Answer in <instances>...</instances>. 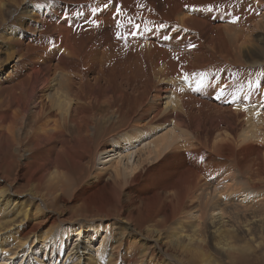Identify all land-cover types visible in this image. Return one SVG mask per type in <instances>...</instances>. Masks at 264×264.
<instances>
[{
    "label": "bare ground",
    "instance_id": "1",
    "mask_svg": "<svg viewBox=\"0 0 264 264\" xmlns=\"http://www.w3.org/2000/svg\"><path fill=\"white\" fill-rule=\"evenodd\" d=\"M238 1L0 0V30L13 31L0 32V264L27 247L55 245L58 256L69 239L81 241L66 264H258L264 150L246 155L243 143L264 148V112L254 136L253 120L221 95V70L238 61L264 0L231 13ZM244 99L264 107L255 94ZM121 143L129 153L90 167ZM19 180L60 206L71 194L77 219L58 208L27 234Z\"/></svg>",
    "mask_w": 264,
    "mask_h": 264
},
{
    "label": "rangeland",
    "instance_id": "2",
    "mask_svg": "<svg viewBox=\"0 0 264 264\" xmlns=\"http://www.w3.org/2000/svg\"><path fill=\"white\" fill-rule=\"evenodd\" d=\"M250 1L251 0L238 1L231 8V13H242V10L250 3ZM26 10H27V5H23L17 14L21 15L22 17H26L28 15L26 13ZM8 14H9V11L6 10L5 17H7ZM255 25H256L255 27L251 28L247 41L239 42L237 44L240 47V56L237 59L238 61L221 70V73L223 74V78L226 79V82H227L222 87V90H223L222 96L229 98V99H234L235 102L237 103L238 109L247 113V116L249 119L248 122H251L253 118H257V116H259L261 112H264V107L260 108L257 104H254V102H251V101L246 102V100L244 99V97L247 94H255L256 98L260 102L264 103V30L262 28V26H264V17L260 16L258 20H256ZM0 32H2V35L4 36L13 35L12 34L13 31L9 27H4V29L0 30ZM226 40L230 42L232 41V38L230 36H227ZM215 57L216 56L214 55V61L216 60ZM18 67L22 68V64H19ZM162 84L172 85L173 82L164 81L162 82ZM255 85H259V86L257 87ZM2 110H3V107L0 106V112ZM255 122H257V120H253V124H250L249 130L254 134V136H263V134H261V130H259V128L255 126ZM124 127L125 125H121L122 129H124ZM106 128H109V125L106 126ZM160 128L161 127H157L156 130L159 131ZM15 138H16V144H17L18 138L16 136ZM249 140L247 142H249ZM241 142H242L241 139L238 138V140L236 141V144H241ZM247 142L243 143V147L247 148V150L244 152V154L246 155H249L251 151L255 148H256V152H259V150H264V148H259V146H255V144H247ZM126 146H127L126 143H121L117 146H110L111 149L109 148L107 151L99 155H96L94 159H92L90 163V167L95 168V169H100V167L103 164L110 162L111 156L118 158L124 153H129V152H125L127 150ZM2 148H3L2 141L0 140V152L2 151ZM211 152L219 158L221 164L227 165L229 163V153H224L223 151H216L213 149L211 150ZM257 155L264 156V152L263 154H257ZM132 161H134V158L132 159ZM66 167L69 169V166L67 164H66ZM17 169L18 168L15 167L12 175L9 177V179L7 178V180L9 181L13 180L14 178L13 174L17 171ZM27 175H32V171H28ZM75 185L76 187H78V183H76ZM5 188H6V183L1 181L0 191ZM12 190L16 194V196L21 199V203L18 204V207L22 206L21 212H26L25 219L23 220L20 227L25 224L29 225L30 226L29 232L27 233L29 235L37 234L41 228V227H38V225H44L45 223L49 222L51 216L58 208H62V212H65L69 218L77 219L75 215V212H77L75 211L77 202L73 201L71 194L65 197L67 200L66 204L63 206L62 205L60 206L61 203L59 202L56 203V201L48 198L42 192L37 191L34 187L26 185L23 181L19 180L17 181V183L13 184ZM32 196L41 198L42 201L45 203V206L42 205L38 200H35L34 198H32ZM232 196L235 197L236 194H232L230 197ZM237 196L242 201H244L247 197V195L245 194H238ZM102 216H104L106 219H109L110 214L107 211H104L102 213ZM96 222L102 223V221L100 220ZM256 233H257V236L261 238V240L264 239V228L257 230ZM84 234L86 235V233H82V236H85ZM19 238L20 236L18 234L16 235L14 234L12 238L10 239V242H14ZM80 241L81 240L78 239L74 245L72 239L67 240L64 243L65 246L63 245L64 247L62 248L61 254L58 256H57V252L52 253L55 250V245L51 247L50 249H47L44 246L38 247L37 250H35V248L33 250L27 247L26 248L27 251L25 250L26 252L25 251L21 252L24 255L20 253L19 258H18L19 261L18 259L15 258L14 259L15 261L12 264H15V263L17 264L18 263L19 264H66L68 252L72 249L73 246L79 245ZM92 246L95 249L97 247V244L93 243ZM255 250L258 251L257 253H259L258 254L259 260L257 261L256 259V262H258V264H264V259H263L264 258V247L262 246V244L260 243L258 246H256ZM36 251H38V253ZM143 260L145 259L143 258ZM222 261L224 262V260ZM242 264H245V262Z\"/></svg>",
    "mask_w": 264,
    "mask_h": 264
},
{
    "label": "snow or ice",
    "instance_id": "3",
    "mask_svg": "<svg viewBox=\"0 0 264 264\" xmlns=\"http://www.w3.org/2000/svg\"><path fill=\"white\" fill-rule=\"evenodd\" d=\"M110 2H111V0H110ZM107 7H108V5L105 4V8H107ZM185 7H188V5H185ZM93 11H94V12H95V11H98V9H94ZM120 13H121V7H120L119 4H117V5H116V14H120ZM128 22H129V24L132 25L133 29H139V28H140V25H139V24H134L132 20H129ZM91 23H92L93 25H97L98 22H97L96 20H92ZM160 27L163 28L164 25H160ZM148 30H149L148 27L145 25V27H144V31L147 32ZM130 34H131L132 36H135L137 33H136V31H132ZM120 35H121L120 33H116V36H117L118 38L120 37ZM126 38H127V37H125V39H126ZM163 38H164L165 40L169 39L168 36H164ZM191 47H194V45H191ZM204 75H205L204 73H200V77H201V79H199V80L196 81V87H197V89L203 85V77H204ZM183 78H184V80L187 82L188 77H187V76H184ZM255 86L258 87L259 85H255ZM221 95H223V91H221Z\"/></svg>",
    "mask_w": 264,
    "mask_h": 264
}]
</instances>
